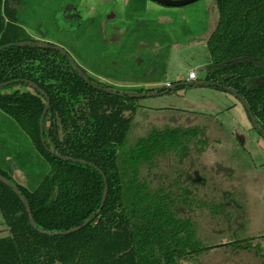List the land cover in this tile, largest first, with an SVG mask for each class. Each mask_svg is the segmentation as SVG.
I'll list each match as a JSON object with an SVG mask.
<instances>
[{
  "label": "trees",
  "instance_id": "obj_1",
  "mask_svg": "<svg viewBox=\"0 0 264 264\" xmlns=\"http://www.w3.org/2000/svg\"><path fill=\"white\" fill-rule=\"evenodd\" d=\"M213 4L204 84L236 97L264 139V0ZM5 8L0 0V110L49 168L35 187L0 168V217L8 228L0 264H181L217 247L203 244L192 213L205 208L220 222L227 208V223L237 216L226 192L212 203L194 196L203 182L191 169L209 143L204 130L167 124L126 142L138 98L172 86L127 92L101 85L59 46L24 35ZM163 38L172 37L163 31ZM15 86L26 89L8 91ZM161 158L171 159L172 176L152 188L141 167ZM252 240L219 245L258 252Z\"/></svg>",
  "mask_w": 264,
  "mask_h": 264
},
{
  "label": "rangeland",
  "instance_id": "obj_2",
  "mask_svg": "<svg viewBox=\"0 0 264 264\" xmlns=\"http://www.w3.org/2000/svg\"><path fill=\"white\" fill-rule=\"evenodd\" d=\"M2 2L6 4V18L19 24L24 35L59 46L76 62L83 64L87 73L101 85L129 92L138 88L158 90L163 88L159 82H171L172 87L162 93L138 98L126 142L134 144L153 127L161 128L167 124L200 126L209 143L201 154H196L197 160L191 169H196L199 182H203L195 188L194 196L211 203L226 197L227 207L233 208L232 213L237 216V219L231 217L227 223L230 216L226 208L220 215L226 220L218 222L219 218L208 216L207 209L197 208L191 216L198 224L203 244L217 247L181 264H264V197L254 180V177L263 178L264 175V140L261 137L257 140L252 132L237 128L242 122L232 113L231 107L236 97L211 85L198 83L205 82L210 71L206 67L209 59L204 68L199 65V45L187 51L191 58L186 53H174L168 58L166 43L170 40L163 38V31H166L170 38L187 41L189 34L196 33L194 25H202L204 16L208 35L217 21L213 0H198L181 7H167L153 0ZM202 42L204 44L205 40ZM187 60L198 78L191 84L187 80L188 66L184 64ZM149 83L153 85H146ZM17 87L26 89L15 86L8 91ZM160 107L178 109L164 117L160 114ZM234 129L250 139L243 143L237 136L236 141L232 134ZM218 163L232 171L220 169ZM171 165V159L161 158L157 166H142L140 176L152 188L167 184V176H172ZM0 168L10 175L16 169L25 173L31 187L49 168L21 127L1 110ZM241 171H249L251 176L245 177ZM224 192L227 195L221 197ZM236 205L238 211L234 209ZM7 234L8 228L0 217V236ZM248 237L253 238L254 245L258 244V252L245 249L232 253L227 245H219Z\"/></svg>",
  "mask_w": 264,
  "mask_h": 264
},
{
  "label": "crops",
  "instance_id": "obj_3",
  "mask_svg": "<svg viewBox=\"0 0 264 264\" xmlns=\"http://www.w3.org/2000/svg\"><path fill=\"white\" fill-rule=\"evenodd\" d=\"M194 28L196 30V33L188 36V42L187 43H182V44L180 43V44H178L177 41L174 39V37H172L170 39V41H167L166 44L169 47V55H168V58H170L174 53H177V54L186 53L185 55L188 58H191V56H190L191 53L190 52H187V51L190 50V48H192V47H196L197 48L198 45H199V47H200V50H199L200 55L199 56H200V59H201V61H199V65H202L203 68H204L205 64L207 63V59H209L208 58V53H207V50H206V40H207V38H208V36L210 34L209 33L207 35L208 31H207V24H206L205 16H204L202 25L201 26H198V27H196L194 25ZM212 30H213V28L211 29V31ZM204 37H206V38L204 39ZM203 40H205V43L204 44L202 42ZM184 58L187 59L186 57H184ZM188 60L186 62H184V64H186L188 66V70H194V68L192 67V65H190V63L188 62ZM80 66L83 69L86 70V67L83 64L80 63ZM197 80H198V78L195 81H197ZM164 82H169V81H162V82H159V83L160 84H164ZM146 85H153V84H150L149 83V84H146ZM171 86H172V83H171ZM231 104H232L231 107L233 109L232 113L235 116H237V117L240 118V121L242 122V125L244 124L243 126L239 124L240 125L239 126L240 128L239 127H237V128L240 131H243L244 130V131L252 132L255 135V139L258 140L260 138V135L258 134V136H256L257 132L254 129H252L251 124H250V121L248 119V116H247V114H246V112L244 110V107H243L242 103L238 99H234L233 98ZM177 109L178 108H176V107H166V108L165 107H160V114L163 115L164 117H166L165 115H167L168 112H170V111H176ZM226 113H228V112H226ZM232 134H233V137H234L235 140L237 139V136H238L241 139L240 141L243 142V143L245 142V140H249L250 139L248 136L244 137L242 134L239 135L238 133H236V130L235 129H234V132ZM246 134L248 135V133H246ZM241 173L245 174V177L251 176V174H249L250 173L249 171H241ZM254 174L255 173H253L252 175H254ZM258 175H259V173H258ZM11 176L14 179V181H16L17 183H19L21 185H24V186L30 187V181H29L30 179L28 178V176H26L25 173H22L18 169H16L11 174ZM258 177L259 178H256V179L254 177V180H256V182H258V185H259L258 187H260V190L263 191V197H264V175H263V178L260 177V176H258ZM41 178H42V176H40L39 179L36 181V185L39 183V180ZM263 202L264 201H262V205L264 207V203ZM248 238H252V237H248ZM236 239H240V238H236ZM252 244H253V240H252Z\"/></svg>",
  "mask_w": 264,
  "mask_h": 264
},
{
  "label": "water",
  "instance_id": "obj_4",
  "mask_svg": "<svg viewBox=\"0 0 264 264\" xmlns=\"http://www.w3.org/2000/svg\"><path fill=\"white\" fill-rule=\"evenodd\" d=\"M161 5H164V6H170V7H181V6H184V5H187L189 3H193V2H196L198 0H153ZM80 72V71H79ZM82 74V72H80ZM83 75V74H82ZM196 81H189L188 83L191 84V83H194ZM199 84H204V82L200 81L198 82ZM230 92H233L231 89L227 88ZM142 95V94H141ZM46 109V108H45ZM250 118L252 120V122L254 123V118L252 116V114L250 113ZM217 166L224 170V171H229L231 172L232 170L228 169V168H225L223 166H221L219 163L217 164ZM194 175H195V181H200V177H199V174L197 171L194 172Z\"/></svg>",
  "mask_w": 264,
  "mask_h": 264
},
{
  "label": "built area",
  "instance_id": "obj_5",
  "mask_svg": "<svg viewBox=\"0 0 264 264\" xmlns=\"http://www.w3.org/2000/svg\"><path fill=\"white\" fill-rule=\"evenodd\" d=\"M197 79L196 72L194 70H188L187 72V80L188 81H195ZM164 87H170L171 82H164Z\"/></svg>",
  "mask_w": 264,
  "mask_h": 264
},
{
  "label": "flooded vegetation",
  "instance_id": "obj_6",
  "mask_svg": "<svg viewBox=\"0 0 264 264\" xmlns=\"http://www.w3.org/2000/svg\"><path fill=\"white\" fill-rule=\"evenodd\" d=\"M29 37H31V36H29ZM31 38H34V39H39V38H36V37H31ZM39 40H42V39H39ZM45 41V40H44ZM73 59V58H72ZM74 60V59H73ZM75 61V60H74ZM76 62V61H75ZM76 64L79 66V67H81L80 66V64L78 63V62H76ZM82 68V67H81ZM85 70V69H84Z\"/></svg>",
  "mask_w": 264,
  "mask_h": 264
}]
</instances>
